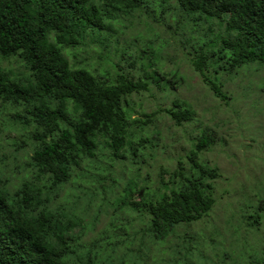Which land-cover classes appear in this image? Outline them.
<instances>
[{
    "label": "trees",
    "instance_id": "trees-1",
    "mask_svg": "<svg viewBox=\"0 0 264 264\" xmlns=\"http://www.w3.org/2000/svg\"><path fill=\"white\" fill-rule=\"evenodd\" d=\"M171 15L187 18L195 27L218 20L217 34L205 29L210 37L199 43L201 52L192 67L222 101L231 97L223 91L221 73L264 67V0H0V58L17 57L28 72L21 76L0 63V105L10 106L23 127L33 129L27 144L32 155L19 168L18 180L5 177L0 165V264H114L107 258L111 253L90 252L100 250L103 239L89 247L82 242L87 219L76 208L84 199L83 186L74 184L62 193L78 179L104 176L103 169L90 176L84 168L104 151L124 160L126 153L136 156L146 150L151 143L149 125L159 112L181 126L195 119V110L187 101L174 99L158 113L133 118L134 95L152 86L166 92L185 78L161 73L158 55L134 59L133 69L136 63L146 68L139 67L146 73L143 77L122 72L118 64L99 71L84 63L82 53L88 55L91 46L99 44L103 54L124 21L144 16L161 22ZM98 59L110 63L108 55L98 54ZM216 142L215 132H202L188 151L190 167L180 160L170 187L148 192L136 202L133 195L145 189L134 179L114 204L124 209L123 215H147L156 240L202 220L216 203L220 175L201 156ZM262 196L255 214L247 218L250 228L264 221V190ZM125 258L117 264H127ZM198 258L206 259L203 254ZM191 262L196 263L194 258ZM134 264L141 263L134 257ZM256 264H264V257Z\"/></svg>",
    "mask_w": 264,
    "mask_h": 264
},
{
    "label": "rangeland",
    "instance_id": "rangeland-1",
    "mask_svg": "<svg viewBox=\"0 0 264 264\" xmlns=\"http://www.w3.org/2000/svg\"><path fill=\"white\" fill-rule=\"evenodd\" d=\"M210 23L212 26L204 22L195 27L194 22L178 15L161 22L144 16L135 21L129 19L124 21L122 30L118 27L116 37L105 42L103 54L99 44L91 46L88 55L82 53L84 63L99 71L118 64L122 72L132 71L143 77L146 73L139 72V67H145L136 63L133 69L134 59L158 55L161 73H179L185 78L184 83L169 91L152 86L148 92L134 95L130 99L133 118L144 119L143 115L158 113L171 106L174 99L187 101L195 110V119L181 126L159 112L149 125L151 143L146 144V150L140 149L136 156L126 153L124 160H114L110 151H104L97 163L84 165L91 171L90 176L98 169L104 170V176L78 179L62 193L63 196L70 191L74 184L83 186L84 199L76 208L83 214L80 217L87 219L88 230L82 242L89 247L93 240L103 239L100 250L90 252L111 253L107 258L114 264L123 256L127 264H134V257L141 264H191L192 258L194 264H256L264 257V221L254 228L247 226V218L255 214L264 190V67L250 65L232 75L221 73L223 91L231 99L222 101L216 97L192 67V60L201 52L199 43L210 37L205 29L211 28L214 34L220 29L218 20ZM98 54L103 58L108 55L110 63L99 60ZM0 63L18 75H28L17 57L0 58ZM147 71L151 73L152 69ZM210 72L216 79L213 70ZM17 113L10 106L0 105V165L11 181L18 180L19 168L32 155L27 144L31 143L28 136L33 129L24 128ZM206 130L215 132L217 137L215 145L201 156V161L219 169L216 203L202 220L179 226L167 238L156 240L147 226V215H123L124 209L114 203L124 197L134 179L140 189H145L144 193L133 195L136 202L148 192H163L166 186L170 187L178 162L190 167L188 151ZM119 227L128 237L122 235ZM199 254L206 259L200 260Z\"/></svg>",
    "mask_w": 264,
    "mask_h": 264
}]
</instances>
